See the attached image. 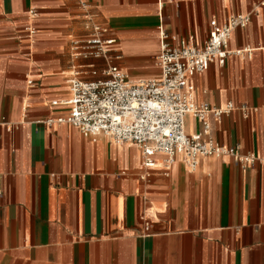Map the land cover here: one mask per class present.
Masks as SVG:
<instances>
[{
  "label": "crops",
  "instance_id": "1",
  "mask_svg": "<svg viewBox=\"0 0 264 264\" xmlns=\"http://www.w3.org/2000/svg\"><path fill=\"white\" fill-rule=\"evenodd\" d=\"M258 2L0 0V264H264V7L230 39L250 53L192 77L197 101L236 106L211 118L214 139L255 162L167 168L156 154L145 167L139 146L58 121L70 113L73 66L104 64L72 55L93 24L116 39L111 52L133 79L153 78L160 27L202 45L212 19ZM186 126L202 128L191 115Z\"/></svg>",
  "mask_w": 264,
  "mask_h": 264
},
{
  "label": "built area",
  "instance_id": "2",
  "mask_svg": "<svg viewBox=\"0 0 264 264\" xmlns=\"http://www.w3.org/2000/svg\"><path fill=\"white\" fill-rule=\"evenodd\" d=\"M262 7L264 0H259L251 11L232 14L223 23L212 19L209 36L202 45L176 41L160 27L157 64L161 74L145 79H133L116 63L122 57L111 52L116 39L106 36V27L93 24L88 36L72 40V55L76 59H102L104 64L92 61L73 66L68 79L71 94L66 101L70 113L58 121L69 122L84 134H102L117 144L139 146L145 167L155 164L156 154L164 155L167 168L178 158L192 170L202 157L232 155L243 165L255 162V154L239 155L237 147H226L214 139L211 118L221 121L236 106L233 102L218 107L197 101L192 77L206 71L213 62L223 65L230 55L250 53L231 49L230 39L233 31L247 27ZM189 115L201 122L200 131L188 132ZM149 175L146 172L141 178Z\"/></svg>",
  "mask_w": 264,
  "mask_h": 264
}]
</instances>
